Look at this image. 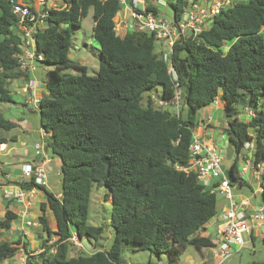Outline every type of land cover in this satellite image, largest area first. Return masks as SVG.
Listing matches in <instances>:
<instances>
[{
  "label": "trees",
  "instance_id": "1",
  "mask_svg": "<svg viewBox=\"0 0 264 264\" xmlns=\"http://www.w3.org/2000/svg\"><path fill=\"white\" fill-rule=\"evenodd\" d=\"M11 1L18 2L0 0V103L11 101L8 85L21 74L15 58L21 30ZM162 1L178 21L189 1L202 0ZM120 9L118 0H59L46 8L42 24L32 32L35 53L42 56L37 62L53 67L45 74L46 94L38 113L48 135L45 145L61 163V189L55 198L32 179L19 184L24 190L37 187L46 199L38 217L41 252L35 255L37 262L25 264H123V244L156 257L167 254V264H182L177 259L186 246L211 248L213 240L199 233L217 214L216 191L201 184L194 171L176 167L189 164L197 112L217 98L224 103L222 130L235 154L227 171L230 185L247 186L237 165L247 144L253 146L251 163L264 162V0H238L195 36L179 39L169 55L173 73L155 52L152 34L115 35L113 18ZM90 10L100 54L95 76L68 59L72 29L80 27ZM155 87L160 88L157 99L144 96ZM176 97L177 110L169 104ZM155 100L167 105L157 106ZM241 106L253 116L239 118ZM13 128L0 114V131ZM94 185L105 187L104 198L111 200L113 238L107 249L98 246L103 228L88 223ZM260 200L264 206V186ZM15 220L9 210L0 219V262L19 251V243L1 240ZM74 235L96 251L69 257Z\"/></svg>",
  "mask_w": 264,
  "mask_h": 264
},
{
  "label": "built area",
  "instance_id": "2",
  "mask_svg": "<svg viewBox=\"0 0 264 264\" xmlns=\"http://www.w3.org/2000/svg\"><path fill=\"white\" fill-rule=\"evenodd\" d=\"M118 1L121 9L113 18V31L115 35L123 38L128 33L152 34L155 42V52L168 62V73H173L169 63V55L175 43L181 38L186 39L189 36H195L201 30L207 28L214 16L238 0L189 1L185 12H183L178 21H175L173 17L167 18L162 14V7H165L162 0ZM10 3L12 13L17 16L19 29L21 30L20 53L15 55L17 70L20 73L27 74L28 72H33L36 69L34 63L42 59L41 55L35 53L32 32L38 24H42L47 14L45 10L50 7H46V0H37V9L34 8V12H32L30 9L32 7L28 5L13 1ZM39 6H43V9H39ZM54 6L55 4L51 7ZM147 6H153L157 8V11L146 10ZM124 13H126V16L123 15ZM262 31H264V27ZM35 86L34 82L27 80L20 91L25 97V102L31 101L35 110L39 111L41 98L35 96ZM155 104L157 106L167 105V103L159 100H155ZM169 104L177 110L179 107L178 97ZM245 113L253 116V112L247 108L245 109ZM252 148L251 143L246 145V150L251 151ZM34 149L35 153L43 158V161L36 164L22 165L21 174L26 182L32 179L35 185L45 188L47 186L45 163L48 160H46V154H44V145L41 142L35 143ZM0 150H3L1 144ZM244 156L243 160L246 163L245 170H251L255 178L261 183L258 192H254L252 197L259 195L260 198L264 186V162L254 165L251 163L249 157L246 158ZM189 158L188 166L176 167V169L185 173L194 171L196 179L201 184L207 188L211 185L212 190L218 189L223 192L228 203L227 209L220 216L214 245L208 248L213 253L216 261L215 264H222L243 248V233L251 236L254 228L264 226V206L261 205L256 209H251V196L239 200L236 199L232 192V186L229 183L227 173L221 168L223 158L221 150L207 139L196 135V133H193V139L189 146ZM211 182L213 183L211 184ZM37 192V187L33 186L27 190L21 188L15 192H6L4 197L6 199L13 197L18 202H25L29 205V199ZM70 241L72 244L79 242L75 235ZM234 247H237V249L235 250Z\"/></svg>",
  "mask_w": 264,
  "mask_h": 264
},
{
  "label": "rangeland",
  "instance_id": "3",
  "mask_svg": "<svg viewBox=\"0 0 264 264\" xmlns=\"http://www.w3.org/2000/svg\"><path fill=\"white\" fill-rule=\"evenodd\" d=\"M19 3L23 5H28L33 9H37V0H18ZM59 4V0H46V7H51L53 5ZM39 9H43V6H39ZM162 14L164 16L172 17V10L167 7H162ZM126 16V13L123 14ZM92 27H93V20H92V10L89 11L88 15L85 19L82 20L80 27L72 29V36H71V47L68 59L80 65H84L87 68V74L89 76H95L98 72V64H99V47L97 43L92 38ZM264 35V31L261 32ZM34 65L36 68V73L34 74L33 78L37 81V85L35 86L36 92H40L41 90L46 91L44 87L45 82V74L48 70H52L53 67L35 62ZM64 74H77L73 70H64ZM21 82L19 79L11 80L10 84L8 85V89L10 91V103H0V113L1 116L6 119H16L19 121L21 117H25L32 125V128L37 127L39 121V114L38 111L35 110L31 101H26L25 97L22 95L19 86ZM34 88V89H35ZM160 94V88L155 87L151 90H148L144 93V96H153L154 99H157V95ZM32 99V98H30ZM218 100V98H217ZM146 102L144 98L143 103ZM8 106L10 109H8ZM210 107V108H209ZM170 109V108H169ZM242 106L239 107V118L245 119L247 116L244 113ZM171 110V109H170ZM210 110V113H209ZM214 114L215 119L212 122V129L209 132V135L212 136V142L215 143L219 150H221V154L223 156L221 162V168L225 171H228L232 161L235 158V154L228 144L227 138L223 133V125H226V120L223 114V110L216 109L215 104H210L208 107L201 108L196 115L197 118V127L194 130L196 135H200L202 132V125L203 122L207 121L209 115ZM245 115V116H244ZM247 119V118H246ZM16 134L19 136L20 140H24L29 143V145L33 146L35 137L31 133L27 136L23 135L20 131H16ZM202 137V136H201ZM221 148V149H220ZM26 149H29L26 147ZM223 149V150H222ZM249 149V148H248ZM244 150L242 155L246 158H251L252 152L249 150ZM241 155V156H242ZM249 155V156H248ZM238 159V170L241 171L245 166L244 160L242 157ZM12 155L10 154L8 157H4L0 153V163H12ZM51 157V156H50ZM55 158V157H52ZM20 159V157L18 158ZM58 159V158H55ZM10 165V164H9ZM224 166V167H223ZM227 173V172H225ZM249 178L246 179L248 186H242L240 192L243 195L251 196L252 190L257 187L256 180L252 178V174L249 171L248 174ZM246 178V176H244ZM47 185L49 186V190L53 193H57L60 191V177L57 176L54 172L47 176ZM108 193V190L105 187H97L94 185L91 197H90V205H89V213H88V223L89 225L95 227H102L103 228V235L102 239L99 241L98 246L102 249H107L113 238V229L109 225V219L111 215V200L108 198L105 200L104 196ZM217 201L222 202L223 196L219 193L216 194ZM228 206V205H227ZM227 209V207L225 208ZM220 210L219 208L217 209ZM34 214H38L37 210H33ZM48 214V213H47ZM46 214V215H47ZM47 217H50L47 215ZM50 227L54 228V222L51 218H49ZM32 225V226H31ZM29 227L25 228V231L30 233L27 238L21 237L25 248L20 244H18L19 251L15 255L14 258L5 260L0 262V264H25L27 260L31 263L37 262L35 259V255L41 252L40 245L41 241L37 238V233L41 232V227L38 223V217L36 216L32 219V224ZM11 230L8 232L3 233L1 240L4 238L8 239L9 241H15L17 232L10 233ZM26 232V234H27ZM253 232V239L250 240L249 235L243 233V241L244 246L243 248L233 254L231 258L222 264H251L252 262L262 261L264 260V227L258 229L257 231ZM261 232H263L261 234ZM42 234V233H41ZM45 233H43V238L45 239ZM54 239H51L46 244L51 245ZM213 239V243H214ZM98 249V247H97ZM236 250L237 247H234ZM79 251H85L86 253H93L96 251L84 238L80 242H76L70 246L69 257H75ZM168 255L162 254L160 257H156L151 255L147 250H140L133 245L130 244H123L122 245V253H121V262L123 264H167ZM182 264H214L215 258L213 257V253L209 249H202L200 251L196 250L193 246H186L184 251L180 254L177 259Z\"/></svg>",
  "mask_w": 264,
  "mask_h": 264
},
{
  "label": "crops",
  "instance_id": "4",
  "mask_svg": "<svg viewBox=\"0 0 264 264\" xmlns=\"http://www.w3.org/2000/svg\"><path fill=\"white\" fill-rule=\"evenodd\" d=\"M35 73H36V69L33 72H28L27 74L21 73L19 75V77L16 78V79H19L21 82V85L19 86V88L21 89L26 84L27 80H30L37 85V81L33 78ZM35 90H36V88L34 89V94L38 98L39 97L41 98L46 94V91L41 90L40 92H36ZM212 104H215L216 109L218 108V109L223 110V108H224V103L221 102L219 99L218 100L216 99ZM8 109H10L9 106H8ZM209 113H210V110H209ZM214 116L215 115L214 114L212 115V112H211V115L208 116L207 121L203 122L202 130H201L202 133L199 135L200 137L202 136L203 139H207L211 143H213L212 142V136L209 135V132L213 127L212 122L215 119ZM245 117H247V116H245ZM9 121L12 122L13 124H15V128H13L10 131H6V132L0 131V139L2 140V142L0 144L3 146V150H0V153L4 157H8L10 154L13 156L12 157V163H8V164L7 163H0V219L3 218L4 213L7 210L13 212L16 215V220L11 224L10 233L17 232L18 235H16L15 241H9L6 238H4V240L11 242V243H19L20 246L21 245L23 246L24 242H23L21 237L23 236V238H27L29 235H31L30 233L25 231V228L29 227L32 224V219H34L36 216L39 217L41 215L40 205L46 202L44 193L42 191L38 190V192L32 198L29 199V205H27L25 202H22V203L18 202V200L14 199L13 197L10 199H6L4 197L5 196L4 194L6 192H15V191L21 189L19 184L26 182V180L23 179V176L21 174V166L22 165H24V164H36L39 162L41 163L43 161V158L39 157L35 153L34 144L41 142L44 146H46L45 141L47 140L48 135L41 129L40 120L38 121L37 127H34V128H32V125L30 122L29 123L27 122L28 120L25 117H21L19 119V121H17L16 119H9ZM223 127H224V125L222 126V128ZM16 131H20L25 136L32 133L35 137L33 146L29 145V143L24 141V140H20L19 136L16 134ZM213 145L217 146L215 143ZM26 147H28L29 149H26ZM50 156H51L50 150L48 149V152L46 154V160H48V162L45 163V169L47 172V176H49V174L54 172L57 176L60 177V175H59L60 164H61L60 160L52 158ZM19 157H20V159H18ZM244 164L246 166L245 162H244ZM245 166L243 167V169L241 171H239V174L244 179V181L247 183L246 179L249 178V176H248L249 171L251 172L253 180L255 179L257 182V185H256L257 187H255L254 190L250 189L252 191V194H253L254 192H258V189H259V186L261 183L259 182V180H257L255 178V176L251 170H247V171L245 170V168H246ZM225 172H227V171H225ZM244 176H246V178H244ZM212 183L213 182H211V184ZM208 184L210 185V183H208ZM247 186H248V183H247ZM45 188L47 191L52 193L55 196V198L60 197V191H58L57 193H53L51 190H49L48 185ZM208 188L211 189V185ZM240 190L241 189L239 187H237V185L232 186V192L235 195L237 200H239L241 198L248 197L246 195H243L242 192H240ZM215 191H216V194L219 193L223 196L222 202L217 201V209L219 208L220 210L219 211L217 210L216 216L214 218H212L204 226V229L199 233V235L204 236V237H209L212 240L213 239L216 240V231L218 228L220 216L222 215L223 211L226 210L225 208L228 205L227 200L225 199L223 192H221L218 189H216ZM261 205H262V202L259 198V195H256V197H252V195H251V198H250L251 209H256V208L260 207ZM33 210H37L38 214L37 215L34 214ZM47 213L46 214L50 216V217H48V219L51 218L52 221L54 222L50 211ZM27 223H29V226L27 225ZM23 227H25V228H23ZM263 227L254 228L253 231H255V230L257 231L258 229H261ZM26 232H27V234H26ZM262 233L263 232H261V234ZM38 234L39 233H37V238L39 239ZM249 238H250V240L253 239V232H252L251 236H249ZM215 263H216V261H215Z\"/></svg>",
  "mask_w": 264,
  "mask_h": 264
},
{
  "label": "water",
  "instance_id": "5",
  "mask_svg": "<svg viewBox=\"0 0 264 264\" xmlns=\"http://www.w3.org/2000/svg\"><path fill=\"white\" fill-rule=\"evenodd\" d=\"M48 146H44V154H47V152H48Z\"/></svg>",
  "mask_w": 264,
  "mask_h": 264
}]
</instances>
